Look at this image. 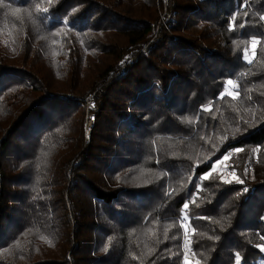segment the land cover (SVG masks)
Segmentation results:
<instances>
[{
  "label": "trees",
  "instance_id": "16d2710c",
  "mask_svg": "<svg viewBox=\"0 0 264 264\" xmlns=\"http://www.w3.org/2000/svg\"><path fill=\"white\" fill-rule=\"evenodd\" d=\"M261 17L264 0H0V264H261Z\"/></svg>",
  "mask_w": 264,
  "mask_h": 264
},
{
  "label": "snow or ice",
  "instance_id": "6c2138e0",
  "mask_svg": "<svg viewBox=\"0 0 264 264\" xmlns=\"http://www.w3.org/2000/svg\"><path fill=\"white\" fill-rule=\"evenodd\" d=\"M15 11L18 12L19 9H16ZM43 11L47 12L48 9H44ZM261 19L264 20V17H261ZM233 23H235V17H233ZM241 26H243V25H241ZM257 43H258V42L255 41V40L252 41V45H253V46H255ZM249 63H251V61H249ZM227 84H228V86H231L232 90L236 93V94L233 96V99H237L238 96H239V86H238V84H234L232 80H228V81H227ZM221 98H222V97H221ZM202 111H210V108H208V109H202ZM235 151H236V152H240V151H242V149L237 148V149H235ZM256 151H258V149H257ZM223 159H224V160H228V159H229V156L226 155V156H224ZM212 168H213V170H215L216 165L213 164V165H212ZM210 175H211V173H208V174H206V175L203 176V177H199L198 179L206 180V179L209 178ZM233 179H235L237 183H243L242 180H240L238 177L235 176V173H233ZM224 182H225V183H230V181H224ZM245 191H247V189H245ZM168 195H171V193H168ZM183 209H184V215L181 217V221H180L181 224H183V222H184L185 220H188V221L190 222L192 219H194L193 217H190V216L187 215V213H188V209H189V204H188V203H185V204L183 205ZM262 250H264V249H262ZM240 259H241V258H240L239 256H237V264H239ZM184 264H189V261H188V257H187V256L184 257Z\"/></svg>",
  "mask_w": 264,
  "mask_h": 264
},
{
  "label": "rangeland",
  "instance_id": "374dc122",
  "mask_svg": "<svg viewBox=\"0 0 264 264\" xmlns=\"http://www.w3.org/2000/svg\"><path fill=\"white\" fill-rule=\"evenodd\" d=\"M249 50H252V49H249ZM251 56H252L251 53H249V54L246 53L245 59L247 61H249L250 58H251ZM226 87H227V89H226ZM226 87H225L226 93L227 94H231L232 93L231 86H228V84H226ZM86 106H87L86 104H84V106H83L84 113H85V121H86L87 116H88L87 115L88 112H87V110L85 108ZM84 132H85V134H87V133H89V130L88 131H85V129H84ZM215 165H216V168L213 171H216V173H219V174L225 173V171H224L225 170V162H224V159L223 158L219 162H216ZM182 230H183V234H184V244H183V247L185 249L184 251H186L187 250V224H186V220L182 224ZM261 264H264V260H263V262H261Z\"/></svg>",
  "mask_w": 264,
  "mask_h": 264
},
{
  "label": "built area",
  "instance_id": "2783aa9c",
  "mask_svg": "<svg viewBox=\"0 0 264 264\" xmlns=\"http://www.w3.org/2000/svg\"><path fill=\"white\" fill-rule=\"evenodd\" d=\"M93 124V116L92 115H88L87 119L85 121V125H84V129L85 131H88L90 129V127Z\"/></svg>",
  "mask_w": 264,
  "mask_h": 264
}]
</instances>
